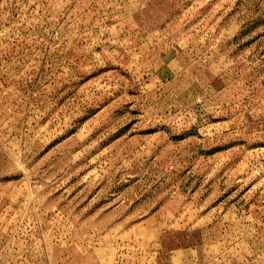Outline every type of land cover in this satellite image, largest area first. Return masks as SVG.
<instances>
[{"label":"rangeland","instance_id":"374dc122","mask_svg":"<svg viewBox=\"0 0 264 264\" xmlns=\"http://www.w3.org/2000/svg\"><path fill=\"white\" fill-rule=\"evenodd\" d=\"M0 264H264V0H0Z\"/></svg>","mask_w":264,"mask_h":264}]
</instances>
